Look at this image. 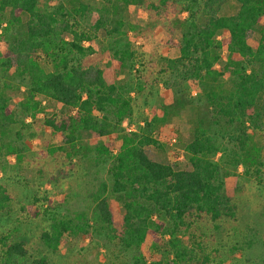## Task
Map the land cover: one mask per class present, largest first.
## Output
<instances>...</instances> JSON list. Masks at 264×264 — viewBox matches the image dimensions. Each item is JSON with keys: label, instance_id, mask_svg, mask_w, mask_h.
I'll return each instance as SVG.
<instances>
[{"label": "trees", "instance_id": "obj_1", "mask_svg": "<svg viewBox=\"0 0 264 264\" xmlns=\"http://www.w3.org/2000/svg\"><path fill=\"white\" fill-rule=\"evenodd\" d=\"M234 1L239 5L236 14L218 16L224 0H118L124 7H143L153 25L162 22V37L159 34L157 38L178 48L177 58L158 61L155 84H163L168 97L152 110L138 131L98 147L99 156H108L109 178L89 192L87 210L70 217L44 199L51 210L32 213L48 221V229L40 236L45 248L57 251L66 238L87 236L90 230L117 240L124 251L140 247L147 236L158 241V236L168 234L171 260L167 264H207L202 242L188 230L193 219L218 223L236 218V205L220 178L222 165L226 169L242 165L245 174L254 176H259V168L264 166L262 150L255 142V136L264 139V0ZM38 2L0 0V72L7 78L17 75L27 80L26 110H36L38 103L32 106L36 96L55 102L59 113L45 120L44 126L53 135H64L65 154L70 157L83 133L104 136L127 118L130 100L108 79V67L115 62L117 73L129 66L135 71L137 88L143 91L148 78L134 70V63L137 58L142 63L144 54L134 57L133 45L119 42L116 36L121 34L123 23L115 20L108 30L114 45L103 52L104 70L93 57L95 49L83 45L90 37L80 29V21L72 12L62 5L40 10ZM96 23L98 29L101 22ZM128 30L135 31V27ZM256 33L260 38L253 49L249 40ZM66 35L71 40H66ZM176 35L180 40L173 42ZM43 60L49 62V71ZM190 83L200 90L197 98L190 97L183 87ZM8 87L7 81H0V127L15 123ZM196 101L202 103V112L185 146L190 169L149 159L144 148L158 145L153 138L156 128ZM218 139H226L223 144H230V148L222 147ZM219 151L221 163L214 161ZM108 191L122 203V214L109 206ZM10 200L0 183V216ZM157 215L164 216L170 229L153 220ZM179 233L191 236V247L178 238ZM44 263L45 258H41L31 264ZM0 264H29L23 242L1 240ZM134 264L147 262L139 257ZM257 264H264V259Z\"/></svg>", "mask_w": 264, "mask_h": 264}, {"label": "rangeland", "instance_id": "obj_2", "mask_svg": "<svg viewBox=\"0 0 264 264\" xmlns=\"http://www.w3.org/2000/svg\"><path fill=\"white\" fill-rule=\"evenodd\" d=\"M104 1L106 0H39L38 7L40 10H52L62 5L71 11L80 21V29L87 31L90 37V42H84L83 45L95 49L97 54L93 57L104 70L107 64L103 60V52L114 45V39L108 35V30L115 25V20L122 21L119 29L121 34L116 38L121 40L120 43L128 42L133 45L134 57L144 54L142 63L140 58L135 60L134 70L144 72L148 82L141 91L137 88V80L133 75L135 71L130 70L129 66L125 71L118 69L117 73L115 70L118 65L115 62L111 63V68L108 67V79L119 86V91L130 100L131 111L120 126L111 129L104 136L83 133L75 144V150H71L68 157L64 149L67 148L64 135H53L49 127L44 126L45 120L59 113V107L53 101L36 96L32 101V106L38 103L36 110H26L27 80L17 75L7 78L0 72V81H7L9 85L7 92L15 119V123L0 127V183L6 187L11 197L6 211L0 216V241L23 242L29 264L41 258H45L44 264H134V260L139 257H143L147 264H167L171 260L168 234L162 237L157 235L158 241L147 236L140 247L124 251L117 240L102 231L90 230L87 236L66 238L57 251H51L40 240L42 232L48 229V221L45 218H35L32 214L35 210H51L44 199L50 200L56 211L70 217L87 210L89 192L99 181L109 178L106 164L108 156H99L96 151L98 147L113 143L127 133L138 131L152 115V110L168 97L169 92L163 84H155V80L159 78L158 61L177 58L179 50L165 45L157 38L159 34L162 37L160 32L163 23L153 25L147 11L141 6L124 7L118 0H109V3ZM238 6L234 0H224L218 16L234 15ZM2 19L1 16L0 20ZM25 20L26 17L23 22ZM96 22H101L98 29ZM130 26L135 27V31H129ZM65 37L66 40H71L70 35ZM259 38L260 35L256 33L249 40L253 49L258 45ZM143 39L144 44L141 43ZM134 40L133 44L131 41ZM179 40L180 36L176 35L173 42ZM110 54L111 51L108 52ZM222 59H225L224 53ZM41 63L46 70L51 69L48 61L43 60ZM183 87L192 98H197L200 94L193 83ZM201 106L202 103L196 101L156 128L153 138L158 145L144 148L149 159L181 170L190 169L185 146L189 143L195 122L202 112ZM33 114L35 117H32ZM225 141L226 139H218L222 147L230 148V144H223ZM255 142L262 150L261 159L264 162V139L255 136ZM221 156L222 152L219 151L214 161L221 163ZM221 168L220 178L225 191L236 205V218L218 223L205 218L193 219L188 231L195 235L197 242H202V248L208 257L207 264H257L264 259V166L259 168V176L245 174V167L242 165L236 169H226L223 165ZM106 196L109 206L122 214V203L116 196L110 191ZM153 220L162 222L170 229L171 224L164 216H154ZM177 236L185 245L192 246L190 235L183 237L179 233ZM198 257L196 253V258Z\"/></svg>", "mask_w": 264, "mask_h": 264}]
</instances>
